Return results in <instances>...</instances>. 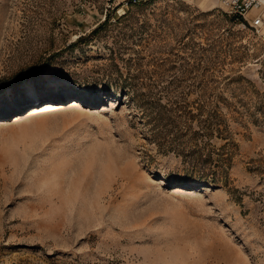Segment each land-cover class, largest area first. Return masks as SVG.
<instances>
[{
    "label": "rangeland",
    "instance_id": "374dc122",
    "mask_svg": "<svg viewBox=\"0 0 264 264\" xmlns=\"http://www.w3.org/2000/svg\"><path fill=\"white\" fill-rule=\"evenodd\" d=\"M0 264H264V31L0 0Z\"/></svg>",
    "mask_w": 264,
    "mask_h": 264
},
{
    "label": "built area",
    "instance_id": "2783aa9c",
    "mask_svg": "<svg viewBox=\"0 0 264 264\" xmlns=\"http://www.w3.org/2000/svg\"><path fill=\"white\" fill-rule=\"evenodd\" d=\"M221 5L243 28L264 31V0H221Z\"/></svg>",
    "mask_w": 264,
    "mask_h": 264
},
{
    "label": "bare ground",
    "instance_id": "6f19581e",
    "mask_svg": "<svg viewBox=\"0 0 264 264\" xmlns=\"http://www.w3.org/2000/svg\"><path fill=\"white\" fill-rule=\"evenodd\" d=\"M41 96V94L35 92V91H29L28 92V97L32 100H38ZM18 104L16 102L10 101L5 104V107L10 108V107H17Z\"/></svg>",
    "mask_w": 264,
    "mask_h": 264
}]
</instances>
